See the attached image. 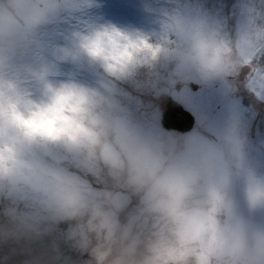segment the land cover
<instances>
[{
  "label": "clouds",
  "instance_id": "9594fccd",
  "mask_svg": "<svg viewBox=\"0 0 264 264\" xmlns=\"http://www.w3.org/2000/svg\"><path fill=\"white\" fill-rule=\"evenodd\" d=\"M96 0H0V186L47 201L82 221L79 247L96 264H264V162L242 137L197 152L161 147L123 162L108 140L101 84L142 69L204 81L235 73L242 57L205 19L167 12L157 28L89 19ZM80 21L50 60L21 61L41 28ZM64 62L87 69L97 83ZM54 149L99 159L143 193L149 218L140 230L93 207L86 190L45 157ZM92 240L95 241L94 245Z\"/></svg>",
  "mask_w": 264,
  "mask_h": 264
},
{
  "label": "rangeland",
  "instance_id": "374dc122",
  "mask_svg": "<svg viewBox=\"0 0 264 264\" xmlns=\"http://www.w3.org/2000/svg\"><path fill=\"white\" fill-rule=\"evenodd\" d=\"M12 2L18 3L19 0ZM236 4L235 22L225 25L222 12L215 14L211 22L219 34L240 51L242 61L233 75L212 81L178 77L172 74L169 65L167 68L147 69L141 72L142 75L136 74L134 81L108 80L101 84L108 140L123 149L121 162L131 154L142 150L158 151L162 146L174 154L176 151L197 152L203 147L222 146L229 136L245 139L250 156L264 162V19L261 23L253 21L257 15L251 5ZM164 14L165 9H154L150 0H96L88 18L154 29L159 26ZM179 14L188 19L202 18L188 9H182ZM78 22H82L78 17H69L55 27L41 28L31 44L19 45L18 58L22 62L36 58L50 60L53 49L62 48L66 34ZM63 70L66 73L76 72L89 83H97L87 69L73 68L64 63ZM167 95L195 118V126L189 133L181 135L162 129L160 115ZM45 163L82 186L91 205L120 225H131L136 230L146 227L149 218L144 210L143 193L124 175V180L120 181L121 172L116 168L105 165L99 159L70 154L62 149L49 152ZM1 195L24 209L20 215L16 210L13 212L16 227L9 229L6 225L20 240L24 241L23 238L27 237L20 234L29 230L39 233L40 237L56 235L57 243L64 249L65 242L71 244L80 235L81 229L68 224L77 220L59 214L47 201L31 194L16 193L5 186H0ZM257 219L264 221V217ZM65 224L67 226L61 228ZM1 227L0 264H38V259L34 258L24 263L18 261L13 247L6 255L4 248L10 233L6 227ZM51 243L52 240L44 242L50 247ZM72 247L74 249L64 255L61 264H96L90 248L83 249L77 243ZM41 251L46 253L44 247Z\"/></svg>",
  "mask_w": 264,
  "mask_h": 264
},
{
  "label": "trees",
  "instance_id": "16d2710c",
  "mask_svg": "<svg viewBox=\"0 0 264 264\" xmlns=\"http://www.w3.org/2000/svg\"><path fill=\"white\" fill-rule=\"evenodd\" d=\"M150 1L153 2L154 9L163 7L165 9V13L169 11L179 13L182 9H188L189 12L194 13L197 16H201L202 19H205L210 23L212 22L215 14L222 12L223 15L225 16V25L226 23L235 22L237 18L236 3H247L251 5V7L253 8V12L255 13V15H257L256 17H254L253 21H256L257 23H261V21L264 19V0H150ZM145 70L147 69H142L139 73L144 72ZM128 81H134V78L132 77L128 79ZM119 175H120L119 180L123 181L124 180L123 174L121 173ZM14 210H16L19 215L21 210L24 211L21 205L16 204L15 206L9 199H6L1 195L0 227L1 226L6 227V225L9 227V229L12 227H16V221H14L16 219V216L15 213H13ZM122 213H123V209L120 210L119 214L121 215ZM8 219L10 220L8 221ZM68 224L69 226L75 225L77 226L78 229H81L82 221L77 220L76 222H72V223L70 222ZM66 226L67 224L62 225L61 228H65ZM6 229L8 228L6 227ZM9 229L7 232H9L10 235L8 236V243L7 245H5L4 248L6 251L5 253L6 255H8L9 251L13 247L17 251L16 258L18 259V261L21 262L23 261L26 262L27 260L31 261V259L34 258V259H38V264H61L64 255L65 254L68 255L71 252V250L74 249V247L72 246L75 243H77V241L80 238V235H78L77 238L74 239V241L71 244L65 242L67 245L63 249V246L57 243V240L55 239V237H57L56 235H54V237L51 236V238L47 236L40 237L39 233L29 230V232H22V234H20L27 236L26 238H23L24 241H22L17 235L11 233ZM0 232L3 231L0 230ZM49 240H52L51 247L44 244V242ZM93 241L94 240H92V244L94 245L95 241L94 242ZM57 244L58 247L55 249L54 246ZM42 247H44L46 253L41 251ZM38 251H39V255L37 254ZM41 257L43 258L42 260Z\"/></svg>",
  "mask_w": 264,
  "mask_h": 264
},
{
  "label": "water",
  "instance_id": "95a60500",
  "mask_svg": "<svg viewBox=\"0 0 264 264\" xmlns=\"http://www.w3.org/2000/svg\"><path fill=\"white\" fill-rule=\"evenodd\" d=\"M160 125L166 132L184 135L194 128L195 118L182 105L167 95L163 100Z\"/></svg>",
  "mask_w": 264,
  "mask_h": 264
}]
</instances>
